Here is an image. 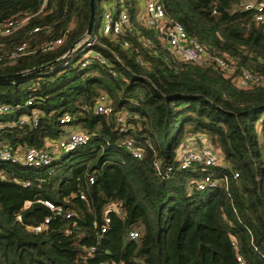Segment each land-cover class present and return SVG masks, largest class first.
<instances>
[{
  "label": "trees",
  "instance_id": "16d2710c",
  "mask_svg": "<svg viewBox=\"0 0 264 264\" xmlns=\"http://www.w3.org/2000/svg\"><path fill=\"white\" fill-rule=\"evenodd\" d=\"M157 1L234 70L179 59L159 30L138 22V0L124 1L134 29L115 35L99 33L103 8L94 0L91 48L101 59L80 50L63 58L87 34L89 0H47L43 8L42 0H0V23L29 16L0 36V76L24 73L0 80V104L14 109L0 144L21 155L55 143L69 127L88 136L40 167L0 159V264H264V84H234L242 69L264 77V22L243 0ZM57 39L61 44L40 51ZM23 42L35 50L13 57ZM102 94L112 106L108 115L92 108ZM116 113L125 114V125L116 124ZM188 138L220 155L207 173L226 184L196 188L206 172L179 167ZM112 203L118 205L105 224Z\"/></svg>",
  "mask_w": 264,
  "mask_h": 264
},
{
  "label": "built area",
  "instance_id": "2783aa9c",
  "mask_svg": "<svg viewBox=\"0 0 264 264\" xmlns=\"http://www.w3.org/2000/svg\"><path fill=\"white\" fill-rule=\"evenodd\" d=\"M110 5L103 9L102 16L99 24V33L102 35H115L121 34L126 31H132L134 29L132 22L130 21L129 14L124 6L125 0H108ZM142 1V10L137 14L138 22L147 27L159 30L160 39L179 59L183 61L200 64V65H214L220 68L222 71L231 73L234 68L227 62L224 58L209 53L205 50L198 42L190 38L182 24L176 20H171L165 16L164 9L162 5L157 0H139ZM47 0H42L41 8L46 4ZM244 9H255L257 11L255 15V20L258 22H264V0L258 1H246L242 3ZM29 16L21 18L18 22L16 20L10 19L4 23H0V36H8L12 34L16 29L21 27L27 20ZM39 27H33V32H38ZM96 41V37H91L90 34H86L83 39L75 44V46L66 53L63 58L67 55L76 53L78 50L82 51L83 58H95L101 59L100 53L93 50L91 47ZM140 41L144 46L151 44V41L147 38H141ZM61 44V39L54 41H49L40 46V51L46 52L57 45ZM126 45V43H124ZM35 50L31 49L30 46L23 42L16 47L13 57L25 55L27 53L33 52ZM87 62V61H86ZM234 84L238 87H248L253 84H264V77L254 75L247 70L242 69L240 74L234 80ZM30 101H28V104ZM92 108L95 113L108 115L112 112V106L110 100L105 94L98 96L93 102ZM14 112V109L8 104H0V129L4 127H11L13 123L6 120V116ZM125 114L116 113L115 122L117 125H125ZM26 117L20 119V123L26 121ZM34 124H36V115L33 113L31 119ZM71 120V116L65 113L61 117V122L66 124ZM88 136L79 129H66L64 134L55 142H47L46 148L38 149L35 147H30L24 151L21 155L13 153L8 145L0 144V159L4 161H21L24 165L29 167H40L43 164H47L52 161L53 157L59 152L70 151L80 145L87 142ZM127 148L131 151L134 157H141L142 149L133 148L131 142L128 141L126 144ZM183 149V148H182ZM179 151V167L181 169L197 168L200 167L201 171L205 174L203 178L196 182V188L204 189L214 188L220 182L224 184L227 183L226 177L215 178L211 173H207V170L218 165L221 161L220 155L214 151L207 143L202 142L199 146L190 149H183ZM233 177H238V173L235 172ZM92 183V178L89 179ZM28 184V183H26ZM83 198V196H80ZM49 209L57 212H62V207L54 205L50 201L43 202ZM117 203H112L106 209L104 213L105 224L109 223L108 212L112 209H116ZM30 202L27 201L24 204V209L29 208ZM71 212H66L65 216L67 218L71 217ZM20 218V217H18ZM48 219L45 220L47 222ZM42 229V225H37L32 227V230L39 232ZM106 227L103 226L101 232H105ZM131 237L138 236V233L131 231L129 233ZM232 245L235 246V240H232ZM237 260L241 259L237 256Z\"/></svg>",
  "mask_w": 264,
  "mask_h": 264
},
{
  "label": "water",
  "instance_id": "95a60500",
  "mask_svg": "<svg viewBox=\"0 0 264 264\" xmlns=\"http://www.w3.org/2000/svg\"><path fill=\"white\" fill-rule=\"evenodd\" d=\"M94 8H95L94 0H89V20H88V25H87V30H86L87 34H90L91 31H92V28H93ZM53 63H55V61L52 62V63H48V64H45V65H42V66H40L38 68H34L30 72L42 70V69L46 68L47 66H50ZM23 74L24 73H16V74H13V75H1L0 76V80H2V79H15V78H18V77L22 76ZM25 214H26V212L22 213L20 215L19 219L20 220H24Z\"/></svg>",
  "mask_w": 264,
  "mask_h": 264
},
{
  "label": "rangeland",
  "instance_id": "374dc122",
  "mask_svg": "<svg viewBox=\"0 0 264 264\" xmlns=\"http://www.w3.org/2000/svg\"><path fill=\"white\" fill-rule=\"evenodd\" d=\"M246 1H250V0H243V2H246ZM108 5H110V2L108 0H101V2H100V7L101 8L105 9V8L108 7ZM137 12H141L139 5H137ZM193 147H196V145L194 143V139L193 138L185 139V142H183V147L182 148L183 149H190V148H193Z\"/></svg>",
  "mask_w": 264,
  "mask_h": 264
},
{
  "label": "crops",
  "instance_id": "0c3cea01",
  "mask_svg": "<svg viewBox=\"0 0 264 264\" xmlns=\"http://www.w3.org/2000/svg\"><path fill=\"white\" fill-rule=\"evenodd\" d=\"M138 5H139V7H140V10H142V1H139L138 0ZM139 13V12H138ZM66 129H68V128H66ZM69 129H72L71 127H69Z\"/></svg>",
  "mask_w": 264,
  "mask_h": 264
}]
</instances>
